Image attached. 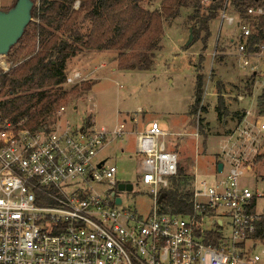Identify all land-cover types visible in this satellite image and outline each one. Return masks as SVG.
I'll return each instance as SVG.
<instances>
[{
	"label": "built area",
	"instance_id": "1",
	"mask_svg": "<svg viewBox=\"0 0 264 264\" xmlns=\"http://www.w3.org/2000/svg\"><path fill=\"white\" fill-rule=\"evenodd\" d=\"M226 9L219 18L239 29L231 39L239 67L254 69L251 58L264 67V42L248 49L264 10L251 7L243 17ZM4 56L1 73L12 66ZM85 79L72 70L63 83ZM124 128L123 122L109 129L67 120L33 128L27 116L0 123V264H264V209L256 201L264 193L240 185L245 164L232 156L223 178L213 184L195 173L190 209L164 211L158 199L178 174V155L160 139L174 133L151 121L135 135L138 174L151 201L148 211L139 213L117 195L129 192L118 183L130 182L133 191V182L117 178L108 156L98 158ZM257 129L264 131V123ZM241 131L253 143L249 130Z\"/></svg>",
	"mask_w": 264,
	"mask_h": 264
},
{
	"label": "rangeland",
	"instance_id": "2",
	"mask_svg": "<svg viewBox=\"0 0 264 264\" xmlns=\"http://www.w3.org/2000/svg\"><path fill=\"white\" fill-rule=\"evenodd\" d=\"M33 1L38 5V0ZM161 1L132 0V3L153 11L160 10ZM190 2L194 3L181 7L175 18L162 20L160 39L155 48L147 53L148 69L127 68L130 63L136 62L139 50L85 48L74 42L77 46L66 59L64 72L66 75L72 70H79L86 79L76 85L62 83L61 86L69 91L73 86L80 88L85 82L90 84V89L80 90L78 94L69 92L47 118L53 119L50 126L67 120L72 125L93 123L97 127L111 129L124 123L125 132L103 147L98 158L108 156L107 162L117 168V178L133 182V191H117V195L123 198V206L135 208L139 213H146L151 201L147 187L141 184L138 174L141 156L134 151L135 135L129 132L134 127L137 131L144 129L152 119H156L164 131L174 132L160 136V139L166 142L168 149L177 152L178 168H181L188 184L195 176V169L199 179L208 184L221 180L232 156H235L247 166L239 177L240 185L249 187L253 192L264 193V131L257 129L260 123H264V67L256 63V58L250 59L254 69L239 67L235 43L231 40L237 37L239 29L234 24L220 21L219 11L217 17L208 22L210 36L206 48L203 49L200 37L195 40L193 36L186 44L189 28L192 35L193 30L197 32L201 19L207 14V7L211 5V0ZM79 4L80 0H74L71 8L77 10ZM226 11L235 13L229 3ZM84 13L85 10H80L77 15L85 33L89 22L84 19ZM32 20L39 21L38 17H32ZM64 22L65 19L56 17L40 35L33 32V25L30 24L20 43L4 56L12 62L10 70L36 53L50 34L65 38ZM252 31H255L254 27ZM200 34L202 36L204 31ZM69 41L73 43V40ZM197 73L202 75L203 86L200 103L195 105ZM217 83L224 102L218 116L215 110ZM41 103L37 108L42 106ZM133 118L137 121L134 122ZM243 128L249 130L253 143L242 133ZM177 132L181 135L178 136ZM219 162L224 164L222 173L216 170ZM256 201L259 202L258 209H264V196Z\"/></svg>",
	"mask_w": 264,
	"mask_h": 264
},
{
	"label": "trees",
	"instance_id": "3",
	"mask_svg": "<svg viewBox=\"0 0 264 264\" xmlns=\"http://www.w3.org/2000/svg\"><path fill=\"white\" fill-rule=\"evenodd\" d=\"M190 1L162 0L160 10L150 11L132 3V0H80L77 10L71 8L74 0H38V5L34 4L32 8L31 17H38L39 21L32 19L29 21L22 36L10 48L7 55L27 34L30 24L33 25V32L36 31L40 35L44 32L45 26L51 25L56 17L65 19L63 27L68 38L52 33L45 38L40 49L16 69L5 73L0 72V95L2 96L0 97V123L27 116L33 128H49L53 122L51 117L47 119L49 114H52L53 109L69 92L78 94L80 90L90 89V84L85 82L80 88L73 86L69 91L63 90L61 86L65 80L66 59L75 52L77 45L95 49L139 50L138 59L130 63L127 68L148 69L150 63L147 53L155 48L160 39L162 20L175 18L181 7L194 3ZM228 3L243 17L246 16L245 12L248 8L261 7L264 10V0H211V5L207 7V14L201 19L196 29L197 32L193 30L195 40L199 37L202 40L203 49L206 48L210 35L209 20L216 18L218 11L227 7ZM0 9L5 8L0 7ZM80 10H85L84 19L89 22V28L85 33L82 32V21H78L77 14ZM254 28L255 31L248 39L249 50L253 49L254 44L264 42V16L258 18ZM202 31L204 34L201 36ZM69 40H73V43ZM74 42L77 45H74ZM202 86V75L197 73L193 103L195 105L200 103ZM39 103L42 106L37 108ZM222 108H224V102L221 97V87L217 83L215 108L217 116ZM184 179L181 168H178V174L171 178L170 187L160 192V194L164 193L161 199V208L164 211L185 212L190 209L188 201L191 200L192 187L191 182L189 181L188 184ZM261 224L263 234L264 221Z\"/></svg>",
	"mask_w": 264,
	"mask_h": 264
},
{
	"label": "water",
	"instance_id": "4",
	"mask_svg": "<svg viewBox=\"0 0 264 264\" xmlns=\"http://www.w3.org/2000/svg\"><path fill=\"white\" fill-rule=\"evenodd\" d=\"M34 6L33 0H14V2L6 9H0V55H7L10 48L18 41L22 36L25 27L32 19L31 11ZM189 28L188 44L193 35ZM217 79V77H216ZM223 169V163L217 164V171L221 172ZM132 184L130 182L118 183V189L130 191ZM164 196L161 193L158 201ZM116 202H121L120 198H116Z\"/></svg>",
	"mask_w": 264,
	"mask_h": 264
},
{
	"label": "crops",
	"instance_id": "5",
	"mask_svg": "<svg viewBox=\"0 0 264 264\" xmlns=\"http://www.w3.org/2000/svg\"><path fill=\"white\" fill-rule=\"evenodd\" d=\"M13 1L14 0H0V7H8V6H10L12 3H13ZM209 30H210V25H209ZM210 36V35H209ZM137 121V119L134 121V122H136ZM151 121H157L156 119H152ZM133 123V122H132ZM144 128H146V127H144ZM136 132H137V130H136V128L134 127V129H132V131H130L129 133H132V134H134V135H136ZM174 133V132H173ZM123 150V149H122ZM255 164H257V163H253V165H255ZM253 167V166H252ZM249 168H250V166H249ZM216 170H217V166H216ZM224 171V164H223V169H222V171L220 172V173H222ZM218 172V171H217ZM195 173H196V169H195Z\"/></svg>",
	"mask_w": 264,
	"mask_h": 264
}]
</instances>
